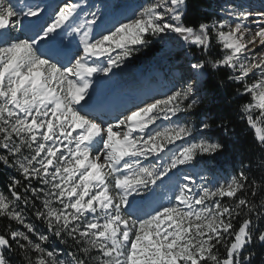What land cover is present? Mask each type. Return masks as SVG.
Segmentation results:
<instances>
[{"label":"snow or ice","instance_id":"6c2138e0","mask_svg":"<svg viewBox=\"0 0 264 264\" xmlns=\"http://www.w3.org/2000/svg\"><path fill=\"white\" fill-rule=\"evenodd\" d=\"M187 7L149 0L111 22L87 0L54 9L0 0V166L16 173L0 191V218L10 222L0 264H264V10L224 0L211 22L193 26ZM65 32L78 38L74 52L57 47ZM169 36L192 56L187 77L113 120L97 118L94 74ZM221 68L250 97L240 110L259 182L246 171L252 160L227 178L197 171L226 145L208 137L209 118L183 117L195 114L207 71ZM157 187L170 192L166 202Z\"/></svg>","mask_w":264,"mask_h":264},{"label":"trees","instance_id":"16d2710c","mask_svg":"<svg viewBox=\"0 0 264 264\" xmlns=\"http://www.w3.org/2000/svg\"><path fill=\"white\" fill-rule=\"evenodd\" d=\"M219 3L220 0H187L188 7L184 22L193 26L198 25L202 21L211 22L213 16L218 15V13L213 12L212 9H215ZM182 50H184L186 54L188 53L186 46ZM193 52H195V49H193ZM188 54L191 56L190 53ZM210 55L212 57L221 55L215 39H213L212 42ZM172 56V62H174L175 59V62H179L176 55ZM166 58H168V55L162 53L158 40L153 39L151 44L141 49L137 54L129 58L128 61L135 67H142L145 70L151 68L162 70L165 64L164 61H167ZM228 75L229 70L225 68H221L216 72L209 70L207 71L206 77L202 80L203 87L198 97L200 103L195 114L191 115V117L195 123H198L199 120L205 117L209 118L212 123V128L207 133L208 137L219 139L226 145V148L224 152L216 155V159L209 157H203L201 159L211 162L221 168L226 174H233L241 167L242 162L247 163L249 160H252L254 165L253 168L246 171H248L250 177L254 176L259 182L261 176L260 170L256 167V164L260 159V154L255 149L253 130L250 129L246 121L242 119L240 110L243 104L250 101V97L238 94L236 89L240 88L241 85L229 81L227 79ZM219 123H223L227 126L228 135H225L222 128L217 127ZM9 173L16 175V173L10 170L6 171L0 166V191L6 192ZM9 223L10 222L6 219L0 218V233L4 231ZM36 223L41 230H44L39 222ZM12 227L15 228L18 226L13 223ZM14 259L19 261L22 258L16 257Z\"/></svg>","mask_w":264,"mask_h":264},{"label":"rangeland","instance_id":"374dc122","mask_svg":"<svg viewBox=\"0 0 264 264\" xmlns=\"http://www.w3.org/2000/svg\"><path fill=\"white\" fill-rule=\"evenodd\" d=\"M110 1H114L115 2L114 5H120V7L119 8L108 7L107 5L108 2ZM132 1L138 4L137 7L149 2V0H132ZM253 1H255L256 4H254ZM123 2L129 3L126 2V0H87V3L93 6V10H95L96 8L100 9L102 17L105 13L111 12L115 14L119 10L121 11L124 8V4H125V3L123 4ZM223 2L224 0H220V3ZM230 2L235 3L237 5H245L256 10H262L261 9L262 0H230ZM13 33L14 35H17L16 31ZM156 39L158 40V43H160L162 53L168 55V58H166L167 61H164L165 64L162 72L154 71L155 69L153 70V74L156 76H160V74L163 75L168 74L169 76L168 79L165 78L164 80V82L168 83V85L166 87H163L161 85L163 88L162 90L163 94L160 95L159 97H162L169 90V88L172 87L173 84L180 81L182 76L187 77V75L189 74L187 69V59L188 60L190 59V55L187 54V59H186V53L184 50H182L184 47H181V42L178 41L174 36L165 37L164 39H160V38H156ZM113 55H115V53H113ZM172 55H176V58L179 59V62H175L176 59L174 60V62H172L173 61L171 60L173 59ZM111 74L112 75L114 74L116 76V82L114 83L115 86L121 87L120 90L123 89L122 91L125 90L133 94H136L134 95L135 97H140L141 93H145L148 90L150 92L153 88H155L154 86H156L157 88L159 87V84H157L158 82H156L155 84L152 83L149 84L147 76L144 77L139 71L135 72L134 65L130 61H128V59L123 62L121 67L114 68ZM89 91L92 93V96H94L95 94L99 95L101 89H98V84L96 82H93ZM183 119H191L193 122H195L191 116L183 117ZM216 157L217 156H215L214 159H216ZM203 162L204 159H202V163L198 166L197 171H199L204 167H207L208 169L211 170L213 174L217 175V177L227 178L232 175V174H226V172H221L222 170L221 168H220L221 170L217 169L216 166L211 164L210 162L207 163L206 165ZM155 195L166 197L170 195V192L166 188L157 187ZM136 198L140 199V197H136Z\"/></svg>","mask_w":264,"mask_h":264},{"label":"bare ground","instance_id":"6f19581e","mask_svg":"<svg viewBox=\"0 0 264 264\" xmlns=\"http://www.w3.org/2000/svg\"><path fill=\"white\" fill-rule=\"evenodd\" d=\"M126 2H129V3L123 2V4L125 3L124 4V8L121 11L119 10L120 12L118 11V12L115 13V18L116 19H121V18L131 17L132 16V14H133L132 13V8L134 6H136L137 3L136 2H132L131 0H126ZM262 2H264V0H262ZM253 3L256 4L255 1H253ZM261 6H263V4ZM110 21L114 22L113 21V17L111 18ZM109 26H110V23H109ZM62 41L68 43L70 45V47L71 46L72 47L76 46L77 43L79 42L78 38H76L74 35H69L67 32L63 33L62 36H59V37L56 38V42H62ZM113 75L111 73H109L108 76H103V75L97 74V78L95 80H93V82H96L98 84V89H101L103 91L105 86L110 85L111 87H113V81H114V79L116 77L115 75L113 77ZM114 88L119 92V94L117 96H115V97H112V102L116 106L120 107L119 108V114L121 112H125L127 109L133 108L136 104H139L142 101L150 100L153 97H159L160 93H161L160 88L159 87L158 88L155 87L150 92L147 91L145 93H141L140 97H135L134 94L131 93V92H128V91H125V90L122 91L123 89L120 90L121 87L116 86ZM96 95L97 94L92 96L91 100H88L89 105L91 103H93V101H95V100L98 101V98H100L102 96V94L100 96H96ZM87 99L88 98H86V100ZM156 197L161 201V203L162 202H166L165 197H161V196H156ZM145 210H147V209L145 208Z\"/></svg>","mask_w":264,"mask_h":264}]
</instances>
